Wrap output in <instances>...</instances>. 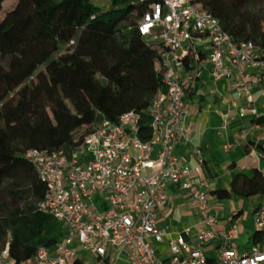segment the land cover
<instances>
[{
    "label": "built area",
    "instance_id": "obj_1",
    "mask_svg": "<svg viewBox=\"0 0 264 264\" xmlns=\"http://www.w3.org/2000/svg\"><path fill=\"white\" fill-rule=\"evenodd\" d=\"M136 30L160 48L154 69L163 88L145 111L151 136L142 140L141 115L126 112L117 122L103 120L70 153L26 151L24 158L46 185L41 209L62 226L64 237L52 251L40 248L20 264H72L76 245L101 258L108 250L123 251L129 264H264V205L254 212L256 243L243 252L234 249L239 234L234 225L217 258L206 257L205 245L220 238L217 219L208 214L206 182H196L194 169L176 153L178 145L191 143L188 100L204 70L213 85L224 80L245 100L241 117L247 112L258 117L252 92L259 88L264 96V48L234 41L194 0H153ZM194 154L201 167V150ZM169 185L186 192L199 217L196 246L188 244L186 230L168 241L169 257L162 260L156 248L168 235L157 228L156 218ZM0 264H15L8 245L0 251Z\"/></svg>",
    "mask_w": 264,
    "mask_h": 264
},
{
    "label": "trees",
    "instance_id": "obj_2",
    "mask_svg": "<svg viewBox=\"0 0 264 264\" xmlns=\"http://www.w3.org/2000/svg\"><path fill=\"white\" fill-rule=\"evenodd\" d=\"M5 0H0V13ZM153 0H17L0 20V251L15 264L50 251L62 226L41 209L46 185L24 158L30 149L70 153L103 120L140 114L139 137L151 136L145 111L163 88L159 47L137 23ZM236 42L264 48V0H194ZM252 124L264 126V116ZM220 198L264 196L257 170L238 174ZM6 195L8 201L2 197ZM260 234L251 238L256 243ZM72 264H81L74 259Z\"/></svg>",
    "mask_w": 264,
    "mask_h": 264
},
{
    "label": "crops",
    "instance_id": "obj_3",
    "mask_svg": "<svg viewBox=\"0 0 264 264\" xmlns=\"http://www.w3.org/2000/svg\"><path fill=\"white\" fill-rule=\"evenodd\" d=\"M252 96L258 117L264 116V96L259 88L253 90ZM188 105L190 116L186 131L191 143L178 145L176 153L194 169L196 182H206L208 214L217 219L214 230L220 238L205 245V255L209 260L217 258L223 236L234 225L238 226L239 234L231 246L237 251H246L253 244L251 238L256 232L254 212L264 205V196L220 198L216 193L228 191L238 174L250 176L257 170L264 177V126L252 124L257 117L250 112L241 117L240 112L246 107L245 100L224 80L213 85L207 70L201 72ZM196 148L202 152L201 167L197 165L194 154ZM166 193L167 201L159 206L156 218L157 228L168 235L165 243L156 248L157 256L162 260L169 257L168 241L186 230H189L188 244L196 246L194 235L199 217L185 191L169 185ZM75 259L81 264H129L123 251L108 250L101 258L77 245Z\"/></svg>",
    "mask_w": 264,
    "mask_h": 264
},
{
    "label": "rangeland",
    "instance_id": "obj_4",
    "mask_svg": "<svg viewBox=\"0 0 264 264\" xmlns=\"http://www.w3.org/2000/svg\"><path fill=\"white\" fill-rule=\"evenodd\" d=\"M16 1L17 0H5L3 2V4H2V10H1V13H0V20L3 19V17L5 16V14L7 12H10L11 10L14 9V6L16 4ZM110 1L111 0H90V2L95 7L99 8L102 11H105V10L109 9V7H110ZM148 41H149V44L152 45V46H156L158 44V42L156 40L149 39ZM7 199H8V197L6 195H4L2 197V200L4 202L8 201Z\"/></svg>",
    "mask_w": 264,
    "mask_h": 264
}]
</instances>
